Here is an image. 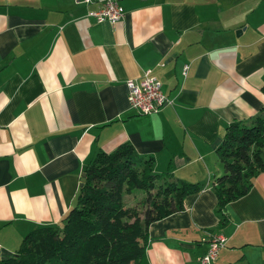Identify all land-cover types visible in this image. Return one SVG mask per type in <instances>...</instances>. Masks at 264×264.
Here are the masks:
<instances>
[{
    "label": "crops",
    "instance_id": "0c3cea01",
    "mask_svg": "<svg viewBox=\"0 0 264 264\" xmlns=\"http://www.w3.org/2000/svg\"><path fill=\"white\" fill-rule=\"evenodd\" d=\"M117 2L109 24L86 15L94 4L0 0V259L58 225L85 164L126 143L154 172L201 186L148 224L144 264H198L216 234L210 264H264V169L222 225L210 183L225 125L264 104V0ZM144 70L168 103L138 115L125 80Z\"/></svg>",
    "mask_w": 264,
    "mask_h": 264
},
{
    "label": "trees",
    "instance_id": "16d2710c",
    "mask_svg": "<svg viewBox=\"0 0 264 264\" xmlns=\"http://www.w3.org/2000/svg\"><path fill=\"white\" fill-rule=\"evenodd\" d=\"M261 89L264 93V84ZM215 154L222 173L210 183L222 225L225 205L244 195L264 169V104L249 120L225 125ZM82 173L74 203L60 223L28 232L0 264H144L148 224L180 210L182 199L201 188L174 181L167 171L154 172L152 158L126 143L97 152ZM133 189L143 196L125 206L123 192Z\"/></svg>",
    "mask_w": 264,
    "mask_h": 264
},
{
    "label": "built area",
    "instance_id": "2783aa9c",
    "mask_svg": "<svg viewBox=\"0 0 264 264\" xmlns=\"http://www.w3.org/2000/svg\"><path fill=\"white\" fill-rule=\"evenodd\" d=\"M75 2L95 5L87 11L86 15L91 16L96 23L114 24L123 14L117 0H75ZM125 87L128 107L135 114L154 113L168 103L167 98L161 92L159 81L148 70H144L137 80H125ZM224 241L222 235H212L207 242L206 250L197 258L198 264H210L217 249L224 244Z\"/></svg>",
    "mask_w": 264,
    "mask_h": 264
},
{
    "label": "rangeland",
    "instance_id": "374dc122",
    "mask_svg": "<svg viewBox=\"0 0 264 264\" xmlns=\"http://www.w3.org/2000/svg\"><path fill=\"white\" fill-rule=\"evenodd\" d=\"M143 192L139 189H133L130 192H123L122 200L125 206L136 205L142 198ZM139 208V206H138Z\"/></svg>",
    "mask_w": 264,
    "mask_h": 264
},
{
    "label": "water",
    "instance_id": "95a60500",
    "mask_svg": "<svg viewBox=\"0 0 264 264\" xmlns=\"http://www.w3.org/2000/svg\"><path fill=\"white\" fill-rule=\"evenodd\" d=\"M236 33H239V30L236 31ZM84 180V173L81 174L80 183ZM2 259V258H1Z\"/></svg>",
    "mask_w": 264,
    "mask_h": 264
}]
</instances>
